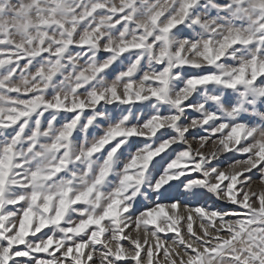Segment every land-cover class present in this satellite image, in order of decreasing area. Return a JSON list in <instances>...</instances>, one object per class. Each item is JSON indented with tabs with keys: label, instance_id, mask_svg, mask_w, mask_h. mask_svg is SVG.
<instances>
[{
	"label": "snow or ice",
	"instance_id": "6c2138e0",
	"mask_svg": "<svg viewBox=\"0 0 264 264\" xmlns=\"http://www.w3.org/2000/svg\"><path fill=\"white\" fill-rule=\"evenodd\" d=\"M0 264H264V0H0Z\"/></svg>",
	"mask_w": 264,
	"mask_h": 264
},
{
	"label": "rangeland",
	"instance_id": "374dc122",
	"mask_svg": "<svg viewBox=\"0 0 264 264\" xmlns=\"http://www.w3.org/2000/svg\"><path fill=\"white\" fill-rule=\"evenodd\" d=\"M258 176H259V174L257 173L255 176H253V180L256 181L258 179ZM253 187L255 188L256 185L254 184ZM257 190H259V188H257ZM209 203H211V202H209ZM124 243L126 244L127 242H124ZM20 247H23V246H20ZM41 255H43V254H41Z\"/></svg>",
	"mask_w": 264,
	"mask_h": 264
}]
</instances>
